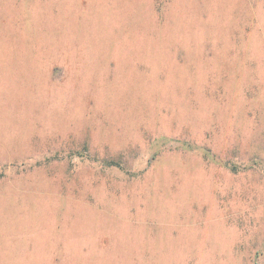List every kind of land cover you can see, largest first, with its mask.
Segmentation results:
<instances>
[{"label": "rangeland", "instance_id": "374dc122", "mask_svg": "<svg viewBox=\"0 0 264 264\" xmlns=\"http://www.w3.org/2000/svg\"><path fill=\"white\" fill-rule=\"evenodd\" d=\"M0 264H264V0H0Z\"/></svg>", "mask_w": 264, "mask_h": 264}, {"label": "trees", "instance_id": "16d2710c", "mask_svg": "<svg viewBox=\"0 0 264 264\" xmlns=\"http://www.w3.org/2000/svg\"><path fill=\"white\" fill-rule=\"evenodd\" d=\"M111 164H118V163H113V162H110Z\"/></svg>", "mask_w": 264, "mask_h": 264}]
</instances>
